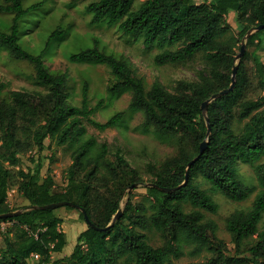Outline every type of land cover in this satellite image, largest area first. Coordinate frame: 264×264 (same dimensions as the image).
Returning a JSON list of instances; mask_svg holds the SVG:
<instances>
[{
	"label": "trees",
	"instance_id": "16d2710c",
	"mask_svg": "<svg viewBox=\"0 0 264 264\" xmlns=\"http://www.w3.org/2000/svg\"><path fill=\"white\" fill-rule=\"evenodd\" d=\"M135 1L97 0L85 10L91 15V24H117L122 33L140 38L145 47L162 48L153 57L156 65L183 63L200 55L205 70L197 73V80H181L173 92L154 80L145 90L128 61L102 51L97 40L91 47L70 53L69 60L106 66L112 76L108 92L114 96L129 92V108L142 112L145 127L151 126L158 135L176 137V154L157 166L148 165V183L156 185L145 186L146 198L152 200L151 211L129 196L121 207L126 189L132 183H140L141 178L120 150L110 152L106 142L96 144L93 136L81 138L85 132L83 120L103 131L117 126L123 112H116L104 122L92 119L91 114L102 103L89 106L85 82L79 105L68 104L66 72H49L43 59L51 40L62 35L61 30L48 35L39 53H30L19 43V23L40 3L26 7L23 0L0 3V13L12 15L8 30L0 31V48L15 59L31 63L36 82L46 90H8L3 97L5 83L0 81V214L21 210L16 216L0 218L16 222L9 232H0V264H165L182 239L194 244V252L202 248L209 251L205 261L195 264H239L238 255L242 253H246V264H264V221L258 227L264 213V53L252 55L253 70H248L246 54L235 63L236 38L228 34L225 25L226 16L234 11L241 26L237 37L243 38L250 27L264 23V0H142L133 7ZM255 42L257 47L264 46V29L247 38L248 44ZM174 45L177 48H165ZM234 64L237 68L233 90L207 104L206 123L201 103L229 86ZM255 78L263 94L251 98ZM235 121H245L238 131L233 129ZM46 139L53 149L73 147L64 190H55L50 174L39 181L38 160L33 169L19 167L21 156L31 149L42 151ZM204 139L206 146L199 155ZM261 158L262 162L253 164ZM238 161L252 163L259 189L246 210H235L225 220L235 248L234 255H227L226 244L215 233V222L204 221L202 211H217L213 192L236 202L246 198L250 189L237 172ZM186 171L188 179L184 185L171 192L159 190L158 187L181 184ZM201 183L208 188L200 187ZM9 189L21 194L27 204L9 206ZM60 201L83 208L97 227L108 225L118 209L122 212L103 231L85 223L87 226L78 234L71 252L52 259L51 254L62 253L66 244V234L59 228L61 218L54 209L32 206ZM186 205L189 210H185ZM62 207L76 210L85 222L79 210ZM148 230L159 233L160 246L148 243ZM248 238L252 240L244 244ZM32 253L38 254L34 263L30 259Z\"/></svg>",
	"mask_w": 264,
	"mask_h": 264
},
{
	"label": "rangeland",
	"instance_id": "374dc122",
	"mask_svg": "<svg viewBox=\"0 0 264 264\" xmlns=\"http://www.w3.org/2000/svg\"><path fill=\"white\" fill-rule=\"evenodd\" d=\"M97 0H23V6L40 3V6L29 12L20 21L19 43L26 51L39 53L48 35L55 29L61 30L62 35L51 40L49 49L43 54L44 64L49 72L57 74L66 72V102L70 105H79L80 93L83 83L88 85L89 106H94L101 101V106L91 114V118L97 122H104L118 111L123 112L120 123L112 128L100 131L91 124L83 120L85 132L82 139L93 136L96 144L106 142L108 150L113 152L119 149L129 165L136 169L141 181L129 192L126 189V196L121 201V207L127 196L133 202H141L148 211L152 210V200L146 198L145 184L149 182L151 176L148 172V165L157 166L164 159L176 154V137L158 135L151 126L143 125L144 118L141 111L129 108L130 93L124 92L119 96L111 95L108 92L109 79L112 78L108 68L101 64L90 62H71L70 53L91 47L93 41H98V47L107 54L115 57H122L128 61L135 74L142 80L145 90H147L154 80H158L168 91L173 92L177 83L181 80L195 81L197 73L205 70V64L200 55L193 57L183 63L156 65L153 57L162 50L158 47H145L142 40L125 35L118 29L117 24L101 22L90 23L91 15L86 12V6ZM142 0H136L133 7H136ZM207 1V0H196ZM2 3V0H0ZM11 14L0 13V31H7ZM227 32L235 36L236 42L233 48L234 57L239 53L240 45L245 44L243 55H247L246 65L248 70L254 69L252 60L253 54L264 53V46L257 47L256 42L248 44L247 39L237 37L241 29L236 20L235 12H230L225 19ZM168 49L177 48L176 45L165 47ZM261 61L264 62L263 57ZM237 60H235V63ZM0 81L5 83V89L1 95L6 96L8 90H28L45 92V88L35 80L32 64L25 60L13 58L6 49L0 48ZM262 90L255 78L250 93L251 98L261 96ZM245 121H235L233 129L238 131ZM95 144V145H96ZM72 146L64 145L53 149V144L49 147V140L44 141V148L37 152L31 149L21 156L19 167L28 170L33 169L36 160L40 162L41 168L39 181L47 175H52L55 190L61 188L62 175L71 163ZM263 158L253 164L262 162ZM237 172L241 180L249 187L247 196L242 201H231L217 192L211 193L212 198L218 204L215 213L202 211L204 221L213 220L216 224L215 233L226 244L227 255H234L235 248L230 240V235L225 228V220L230 213L235 210H246L259 189L256 184L252 163L238 161ZM199 181L198 178L195 179ZM200 187L208 188L206 183H201ZM7 203L11 207H22L27 201L15 189H9ZM188 205L185 210H189ZM54 214L61 218L59 226L66 234V244L62 253H52V259L60 258L71 252L78 234L86 228L85 222L78 217V212L74 209L59 207L54 209ZM264 221V213L258 223L260 228ZM13 228L8 229V232ZM148 243L154 247L162 244V239L155 230L145 231ZM252 239L248 238L244 244ZM2 238H0V246ZM244 246V245H243ZM241 246V249L243 248ZM194 244L189 240L180 241L175 253L171 254L165 264H195L205 261L209 256V251L202 248L200 251H193ZM241 258L239 264H246V253L238 255Z\"/></svg>",
	"mask_w": 264,
	"mask_h": 264
},
{
	"label": "water",
	"instance_id": "95a60500",
	"mask_svg": "<svg viewBox=\"0 0 264 264\" xmlns=\"http://www.w3.org/2000/svg\"><path fill=\"white\" fill-rule=\"evenodd\" d=\"M261 29H264V23H261V24H258L256 26H252L250 27L245 35L243 36V40L244 39H247L249 37L250 34H252L253 32L257 31V30H261ZM244 47H245V44L242 42L241 45H240V50H239V53L236 54V56L234 57V60H238L242 55H243V52H244ZM236 68H237V65L234 64L232 66V69H231V82L229 84V86L227 88H224V89H221L220 91L218 92H215L213 93L209 99L203 101L201 103V111H202V114L204 115V118H205V122L207 123L208 122V118L206 117V109H207V104L212 101L213 99L215 98H218V97H221V96H224L226 94H228L229 92H231L233 90V87H234V76H235V73H236ZM209 134V126L207 125V131H206V135ZM206 139H204L201 143H200V146H199V155L204 151L205 149V146H206ZM194 160V159H193ZM191 160L189 163H188V166L192 163ZM187 179H188V173L187 171L185 172V176H184V180L182 181L181 184L175 186V187H158L159 190L163 191V192H171V191H175L176 189H178L179 187H181L182 185H184L186 182H187ZM138 184L140 183H132L131 185H129L128 187V192L133 189L134 187H136ZM146 186H156L154 183H146L145 184ZM62 206H72L74 207L75 209L79 210L82 215H83V218H84V221L85 223L94 228L95 230H98V231H103L105 229H107L110 225L113 224V222L115 220H117L119 218V216L121 215V209H118L116 211V213L114 214L111 222L106 225L105 227H97L95 226L93 223H91L88 219V216L87 214L85 213L84 209L83 208H80L79 206L75 205L74 203L72 202H69V201H60V202H53V203H48V204H44V205H34L32 206V208H38V209H55V208H59V207H62ZM21 212V210H15V211H11V212H7V213H4V214H0V218H8V217H13V216H16L18 215L19 213Z\"/></svg>",
	"mask_w": 264,
	"mask_h": 264
},
{
	"label": "built area",
	"instance_id": "2783aa9c",
	"mask_svg": "<svg viewBox=\"0 0 264 264\" xmlns=\"http://www.w3.org/2000/svg\"><path fill=\"white\" fill-rule=\"evenodd\" d=\"M66 185V179H65V173L62 175V180L60 182V189H63ZM55 187V184H54ZM64 190V189H63ZM16 222L14 219H6L0 221V232H5L10 228H13L15 226ZM31 262L34 263L38 259V254L32 253L30 255Z\"/></svg>",
	"mask_w": 264,
	"mask_h": 264
},
{
	"label": "crops",
	"instance_id": "0c3cea01",
	"mask_svg": "<svg viewBox=\"0 0 264 264\" xmlns=\"http://www.w3.org/2000/svg\"><path fill=\"white\" fill-rule=\"evenodd\" d=\"M64 255V254H63Z\"/></svg>",
	"mask_w": 264,
	"mask_h": 264
}]
</instances>
